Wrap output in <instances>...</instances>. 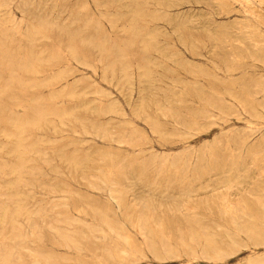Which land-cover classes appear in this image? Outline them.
Instances as JSON below:
<instances>
[{
    "label": "rangeland",
    "instance_id": "374dc122",
    "mask_svg": "<svg viewBox=\"0 0 264 264\" xmlns=\"http://www.w3.org/2000/svg\"><path fill=\"white\" fill-rule=\"evenodd\" d=\"M0 264H264V0H0Z\"/></svg>",
    "mask_w": 264,
    "mask_h": 264
},
{
    "label": "bare ground",
    "instance_id": "6f19581e",
    "mask_svg": "<svg viewBox=\"0 0 264 264\" xmlns=\"http://www.w3.org/2000/svg\"><path fill=\"white\" fill-rule=\"evenodd\" d=\"M20 71V70H19ZM205 96H206V98H205V103H208V104H210L211 105V103H212V100H211V95L209 94V91H207L206 92V94H205ZM213 99H214V97H213ZM214 103L215 104H213V105H216L217 103H216V101H214ZM3 113V112H2ZM11 113V112H10ZM11 121H13V120H11ZM260 202H262V201H260ZM28 213V212H27ZM29 214V213H28ZM5 216V215H4ZM140 221V220H139ZM139 232H140V234L141 235H145V233H144V231H143V229L142 228H140L139 227ZM17 241V240H16ZM231 243V242H230ZM27 248H29V247H27ZM170 254V253H169Z\"/></svg>",
    "mask_w": 264,
    "mask_h": 264
}]
</instances>
